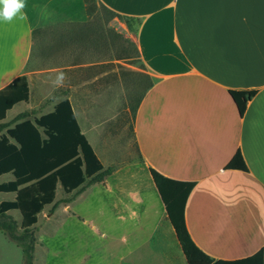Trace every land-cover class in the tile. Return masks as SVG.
<instances>
[{"label":"crops","instance_id":"0c3cea01","mask_svg":"<svg viewBox=\"0 0 264 264\" xmlns=\"http://www.w3.org/2000/svg\"><path fill=\"white\" fill-rule=\"evenodd\" d=\"M98 1L139 19L135 31L123 20L149 80L132 119L138 161L166 177L195 182L185 202V224L207 255L236 260L262 250L264 259V0ZM24 2L26 19L0 22V89L25 75L30 101L27 63L33 32L62 23L66 29L57 41L67 72L60 99L71 105L89 96L104 100L105 88H85L86 61L105 58L108 51L92 43L90 33L75 36L74 27H90L85 1ZM39 85L43 95L45 83ZM231 89L256 90L243 116ZM21 102L6 111L4 120L21 112L9 116ZM237 151L247 171L225 168Z\"/></svg>","mask_w":264,"mask_h":264},{"label":"rangeland","instance_id":"374dc122","mask_svg":"<svg viewBox=\"0 0 264 264\" xmlns=\"http://www.w3.org/2000/svg\"><path fill=\"white\" fill-rule=\"evenodd\" d=\"M89 7L90 22L99 23L106 30L103 33L106 42L103 40L99 47L106 49L108 55L89 56L85 88H105L106 94L102 101L89 96L88 100H73L72 105L82 132L102 163L115 169L103 183L93 184L78 194L69 207L49 204L43 208L33 226L37 239L33 263L187 264L167 216L158 224L166 214L165 208L148 169L138 161L129 100L138 98L149 80L131 45L118 38L121 44H116V52L109 51L113 45L106 34L108 30L132 42L123 19L105 20L98 0H91ZM65 29L62 23H57L33 32L27 63L31 98L28 104L21 102L15 106L9 116L21 111L26 113L25 118L32 119L50 111L64 96L66 79L59 87L54 81L58 73L66 76L67 72L64 52L57 41ZM88 39L93 37L90 35ZM118 55L123 58L118 59ZM41 82L45 83L43 95L39 92ZM9 179L12 175L4 174L0 182ZM64 196L58 186L55 201ZM13 198L14 193L0 192V201ZM8 214L19 225V212L11 210ZM20 230L18 227L17 232ZM0 264H23L19 246L1 230Z\"/></svg>","mask_w":264,"mask_h":264},{"label":"trees","instance_id":"16d2710c","mask_svg":"<svg viewBox=\"0 0 264 264\" xmlns=\"http://www.w3.org/2000/svg\"><path fill=\"white\" fill-rule=\"evenodd\" d=\"M84 1L86 12L90 15L91 0ZM102 9L105 20L122 18L128 29L136 30L139 19L121 16L103 5ZM104 31L106 30L102 29L99 23L91 22L90 27L84 24V28L75 31V36L81 39L83 32L84 36H89L90 33L93 37L90 40L97 45L104 40ZM106 34L113 45L112 48H116V44L120 46V38L123 43L131 45L137 54L129 39L121 38L109 30ZM229 94L239 115L243 116L247 102L256 94V90L231 89ZM142 96L141 93L138 98L129 100L132 119ZM28 100L29 86L25 75L16 77L0 89V176H13L10 180L0 182V192L14 193L12 200L0 201V230L19 246L23 264H34L33 253L37 239L33 226L43 208L49 204H68L90 185L103 183L115 168L113 165L104 166L101 163L82 133L71 102L67 98L60 99L51 111L38 117L29 119L25 118L26 113H19L10 121H4L7 110L18 102ZM225 168L247 171L239 151ZM148 171L187 264H264L262 250L236 260L214 259L202 251L191 238L184 217L185 202L195 182L166 177L151 167ZM58 184L65 196L55 201ZM11 210L19 212V225L8 214ZM18 227L20 232H17Z\"/></svg>","mask_w":264,"mask_h":264},{"label":"clouds","instance_id":"9594fccd","mask_svg":"<svg viewBox=\"0 0 264 264\" xmlns=\"http://www.w3.org/2000/svg\"><path fill=\"white\" fill-rule=\"evenodd\" d=\"M24 0H0V22H12L15 18L26 19ZM66 76L63 72L58 73L54 84L59 87L63 85Z\"/></svg>","mask_w":264,"mask_h":264}]
</instances>
